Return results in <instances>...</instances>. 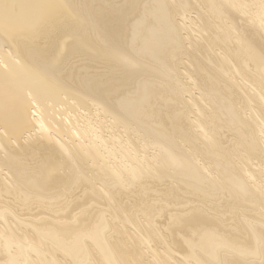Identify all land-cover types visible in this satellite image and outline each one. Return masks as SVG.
<instances>
[{
    "label": "bare ground",
    "instance_id": "6f19581e",
    "mask_svg": "<svg viewBox=\"0 0 264 264\" xmlns=\"http://www.w3.org/2000/svg\"><path fill=\"white\" fill-rule=\"evenodd\" d=\"M0 264H264V0H0Z\"/></svg>",
    "mask_w": 264,
    "mask_h": 264
}]
</instances>
